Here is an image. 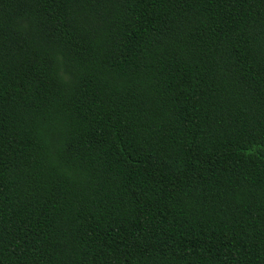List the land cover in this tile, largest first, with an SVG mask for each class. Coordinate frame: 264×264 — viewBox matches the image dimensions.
<instances>
[{
	"label": "trees",
	"instance_id": "16d2710c",
	"mask_svg": "<svg viewBox=\"0 0 264 264\" xmlns=\"http://www.w3.org/2000/svg\"><path fill=\"white\" fill-rule=\"evenodd\" d=\"M0 264H264V0H0Z\"/></svg>",
	"mask_w": 264,
	"mask_h": 264
}]
</instances>
